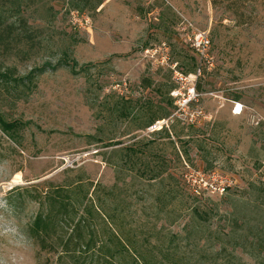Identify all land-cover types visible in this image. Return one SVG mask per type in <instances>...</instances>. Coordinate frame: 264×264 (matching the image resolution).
Here are the masks:
<instances>
[{"label":"rangeland","instance_id":"obj_1","mask_svg":"<svg viewBox=\"0 0 264 264\" xmlns=\"http://www.w3.org/2000/svg\"><path fill=\"white\" fill-rule=\"evenodd\" d=\"M214 1L21 2L40 44L23 59L0 61V71L23 78L0 85V114L22 125L19 144L0 129V190L28 226L39 264H132L130 251L118 255L107 241L113 235L141 253L170 245L178 264L232 255L258 264L219 239L239 227L264 233V0ZM203 29L211 65L188 40ZM162 43L164 63L146 52ZM173 89L179 98L195 94L186 108L198 113L194 122L178 111ZM206 171L233 185L193 196L187 174ZM56 187L67 188L69 212L50 239L55 246L44 248L31 224L53 209ZM89 231L95 241L84 249ZM69 235L79 245L63 254L58 242Z\"/></svg>","mask_w":264,"mask_h":264},{"label":"trees","instance_id":"obj_2","mask_svg":"<svg viewBox=\"0 0 264 264\" xmlns=\"http://www.w3.org/2000/svg\"><path fill=\"white\" fill-rule=\"evenodd\" d=\"M22 1L23 0H0V61H4L8 58L23 59L25 55L30 53L33 54L35 49H39V30L31 27L27 22V19L21 14L20 11H18V7H20ZM213 2L215 1L213 0ZM71 62V66L74 67L77 65L73 58H71ZM0 68H2L1 65ZM0 80L3 81V83H0V85L5 84L1 86V88L5 90H8L9 86H6V84L10 80L15 83L19 81L23 83V78L17 77L16 79H13L12 68H8L5 71H0ZM21 127L22 125L20 121H8L0 114V129L15 144H19L20 142ZM65 189L67 188L56 187L49 194L52 201L51 207L53 209L44 216L41 214L37 215L31 224V232L33 236L40 239V245L44 248L50 245L52 248L55 246V243L51 242L50 239L56 234L60 216H64L69 212L63 195ZM188 191H190L191 194L193 193L189 187ZM193 196H196V194ZM66 216L68 217V215ZM91 233L92 232L89 231L88 238L86 240H82L80 243L82 246L85 245L84 249L89 243L95 241V234L92 233V235ZM249 234L250 233H243L242 228L240 227L233 228L224 236L225 239H219V241L230 245L231 248H241L246 254L253 258L256 263L264 264V233L255 232L252 233V235ZM113 236L115 240L108 238L107 241L116 248L115 251L119 253L118 255H127L130 251V260L132 264H168L170 262H172V264H178L180 260L178 258H174L173 253H169L170 245L167 247L152 246L149 248L147 246H142L145 250L141 253V251L139 252L135 246L136 242L133 243L131 239H126L125 237L124 238L126 242H123L120 236ZM58 238L59 237H56L57 240ZM104 242L106 241H103V243ZM72 244L79 245V239H74L70 235L67 238L62 237L58 242V245H60L61 249L63 250V254L70 253L69 246ZM106 249L109 248L105 247L102 250ZM153 249L159 251L162 254L163 259H155L153 257L155 254L150 252ZM220 250L225 249L224 247H221ZM155 257L157 256L155 255ZM164 259L166 263H164ZM211 259L215 261L217 256H213ZM221 264L241 263L238 257L232 255V257L225 259Z\"/></svg>","mask_w":264,"mask_h":264},{"label":"built area","instance_id":"obj_3","mask_svg":"<svg viewBox=\"0 0 264 264\" xmlns=\"http://www.w3.org/2000/svg\"><path fill=\"white\" fill-rule=\"evenodd\" d=\"M77 22V20H75ZM74 22L78 25V23ZM190 42V46L195 51L196 55L199 57L201 62L207 63L211 65L210 60L211 56L209 55L210 48V36L209 30H195L191 33V36L188 37ZM165 43H162V46L151 49V51L146 50L150 55L152 52V58L158 60L161 63L166 62V56L163 54L162 50H165ZM174 66V65H173ZM174 77H176L179 81L182 80L181 74L175 70ZM182 82V81H181ZM118 84L115 85L117 87ZM171 96L178 97L181 95L180 91L175 89L170 91ZM192 100H196V96L193 91H188L185 97H178L177 99V109L178 111H182L186 116H188V120L190 122H194L196 118L199 116L198 113L187 112L186 108ZM242 111V105L239 103H235L232 109V112L235 114H239ZM158 124V123H157ZM149 130L153 131L156 129V124L150 125L148 127ZM191 175V176H190ZM188 179V187L193 193L200 195L201 193H213V194H223L227 188H230L233 185V179L229 175H220L216 171L206 173H189L187 174ZM195 177V180H191L192 177Z\"/></svg>","mask_w":264,"mask_h":264},{"label":"clouds","instance_id":"obj_4","mask_svg":"<svg viewBox=\"0 0 264 264\" xmlns=\"http://www.w3.org/2000/svg\"><path fill=\"white\" fill-rule=\"evenodd\" d=\"M27 228L21 227L14 207L0 190V264H39L38 246Z\"/></svg>","mask_w":264,"mask_h":264}]
</instances>
